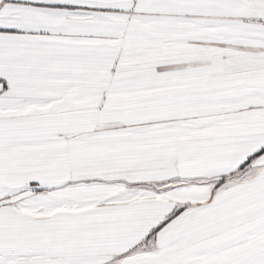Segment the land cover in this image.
<instances>
[{"label": "snow or ice", "instance_id": "6c2138e0", "mask_svg": "<svg viewBox=\"0 0 264 264\" xmlns=\"http://www.w3.org/2000/svg\"><path fill=\"white\" fill-rule=\"evenodd\" d=\"M0 264H264V0H0Z\"/></svg>", "mask_w": 264, "mask_h": 264}]
</instances>
